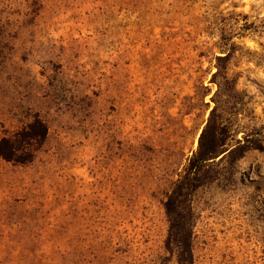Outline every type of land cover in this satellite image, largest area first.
Instances as JSON below:
<instances>
[{
  "label": "rangeland",
  "instance_id": "obj_1",
  "mask_svg": "<svg viewBox=\"0 0 264 264\" xmlns=\"http://www.w3.org/2000/svg\"><path fill=\"white\" fill-rule=\"evenodd\" d=\"M214 105L262 148L209 165L191 264H264V0H0V138L48 127L0 160V264H179L163 202Z\"/></svg>",
  "mask_w": 264,
  "mask_h": 264
},
{
  "label": "trees",
  "instance_id": "obj_2",
  "mask_svg": "<svg viewBox=\"0 0 264 264\" xmlns=\"http://www.w3.org/2000/svg\"><path fill=\"white\" fill-rule=\"evenodd\" d=\"M227 56L228 54L216 56L218 63L211 81L216 83L218 92L228 94L234 90V84L227 75ZM217 117V105H214L200 132L197 148L188 158L187 164L163 202L168 222L165 248L176 256L179 264L192 263L194 212L191 200L195 190L202 185L209 165L218 157L219 161L228 157L236 160L250 149L262 148L261 145H247V136L238 140L237 145L232 148H220L219 146L223 145H220L219 141L224 125L217 121ZM47 134V124L38 115L33 116L29 123L13 134L0 138V160L17 164L31 162L37 150L44 144Z\"/></svg>",
  "mask_w": 264,
  "mask_h": 264
}]
</instances>
